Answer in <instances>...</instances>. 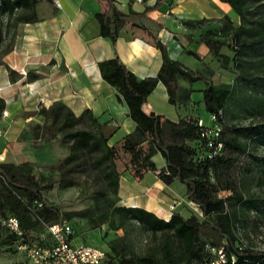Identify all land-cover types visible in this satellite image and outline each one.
I'll return each instance as SVG.
<instances>
[{
	"label": "trees",
	"instance_id": "trees-1",
	"mask_svg": "<svg viewBox=\"0 0 264 264\" xmlns=\"http://www.w3.org/2000/svg\"><path fill=\"white\" fill-rule=\"evenodd\" d=\"M38 1L0 0V11L8 14L7 24L10 25L33 21L38 18ZM226 1L239 14L241 23H236L231 15L226 14L222 24L210 28L201 39L209 45L214 60L236 72L237 82L216 83L206 70L205 73H196L187 68L181 60L169 54L166 44L155 33L148 30L164 52V64L157 76L139 78L119 55L100 62L104 77L127 100L131 116L138 124L122 144L110 143L115 129L109 130L108 122H103L91 108L78 115L66 102L57 100L50 106L42 105L38 110L45 122H50L51 129L62 131L63 140L69 144L71 152L66 161L73 163L70 170H85L89 158H93L95 166L103 168L107 190H102L100 194L105 199V216L111 227L124 228L129 222L138 221L156 238L145 254L134 252L128 255L125 234L119 240L110 242L111 250H108L104 264H205L215 257L211 246L221 245L226 247L228 264H264V250L243 247L244 242L238 233L245 210L258 209L263 199L244 191L241 174L254 169L246 162L247 155L251 157L250 163H258L264 169V155L259 157L253 153L254 148L264 145V123L241 125L225 122V112L239 90L240 80L251 88L248 111L251 114L264 111V0ZM161 2L159 0L158 4ZM97 15L102 23V33L115 41L121 26L130 16L114 0H106V9ZM207 21L210 19L187 20L185 23L196 26ZM2 40L0 28V42ZM11 48L12 44L7 50ZM194 53L200 57L197 52ZM9 72L11 79H15L17 72L10 67ZM38 76L39 73L27 71V79ZM180 78L191 82L206 80L207 86L203 90L206 107L218 114L223 125L219 137L204 135L205 126L200 123L202 117L164 120L163 114L146 110L145 102L161 80L168 85L171 101L177 102ZM5 105V100L0 98V110ZM220 141L224 142L221 149ZM148 142L161 150L173 179L186 184L187 194L200 206L203 218L192 219L181 211H175L170 216V212L155 198L151 200V207L169 218L142 205L119 203L122 173L118 156L123 150L130 155V162L140 168L148 162ZM75 183L71 176L63 177L64 186ZM108 190L113 191L115 197L111 198ZM223 190L230 193L223 195ZM36 200L43 201V205L36 204ZM41 211L53 214L55 221L62 220L59 209L47 203L41 185L32 175H25L15 163L0 162V226L8 231L15 250H18V235L2 224V218L9 214L19 216L25 229L24 239L28 240L39 238L34 231Z\"/></svg>",
	"mask_w": 264,
	"mask_h": 264
},
{
	"label": "crops",
	"instance_id": "crops-1",
	"mask_svg": "<svg viewBox=\"0 0 264 264\" xmlns=\"http://www.w3.org/2000/svg\"><path fill=\"white\" fill-rule=\"evenodd\" d=\"M158 1L114 0L123 12L130 14L116 41L102 33L97 15L106 9V0H61V6L57 0L38 1V18L18 23L16 40L2 57L4 63H0V98L6 102L3 110H8V114L4 115L2 110L0 115V124L6 129L0 138V152H5L6 161L18 162L13 145L20 131L33 119H39L42 105L50 106L57 100L66 102L78 115L91 108L103 122H108L109 130L115 129L110 143L122 144L138 124L131 116L127 100L104 77L100 62L119 55L139 78L157 76L164 64V52L148 30L166 44L173 58L194 72L205 73L207 68L215 67L211 49L201 38L210 28L220 26L226 14L241 23L232 4L226 0H162L160 4ZM204 18L210 21L196 26L185 23ZM9 67L17 72L13 80ZM28 70L39 76L27 79ZM206 86L205 79L191 82L180 78L174 103L168 85L161 80L149 95L145 108L163 114L164 120L180 121L194 116L210 122L211 116L208 120L202 112L207 109L203 91ZM156 164L168 169L161 150L152 144L147 164L136 169L135 175L139 177L138 173L145 172L147 179H155L147 169ZM147 183L150 188V182ZM157 194L153 198L166 209ZM85 239L102 247L105 243L109 245L91 231H86ZM75 240L82 242L77 234Z\"/></svg>",
	"mask_w": 264,
	"mask_h": 264
},
{
	"label": "rangeland",
	"instance_id": "rangeland-1",
	"mask_svg": "<svg viewBox=\"0 0 264 264\" xmlns=\"http://www.w3.org/2000/svg\"><path fill=\"white\" fill-rule=\"evenodd\" d=\"M8 18L7 13L0 11V28L3 33V40L0 42V63L3 61L2 57L10 51L7 47L14 43L18 33L19 24L14 22L11 25L7 24ZM214 66V68H207L206 71L216 83L237 82L235 71L222 67L216 60ZM238 84L239 90L225 112V122L241 125L264 123V111L257 114H251L248 111L251 88L245 86L241 80ZM197 109H200L199 106ZM1 112L2 110H0V115ZM202 112L209 120L212 112L208 109ZM38 117V120L33 119L23 127L16 144L13 145L18 162H5L15 163L25 175L30 174L39 182L47 203L59 209L60 219H67L74 225L80 240L90 241L85 239V233L91 231L95 236L97 234L99 238L102 237L103 243L105 241L109 244L105 243L104 248L111 250L110 242L119 240L126 234L129 245V248H126L127 254L132 255L134 252L145 254L156 241L151 232L147 231L138 221H131L124 228H112L105 216L107 205L100 194L102 190H107L103 168L95 166L93 158H89L85 170H70L73 163L67 162L66 159L71 149L69 144L63 140L62 131L59 128L51 129L50 122H45L42 114L39 113ZM151 145L152 143L148 142L146 146L149 149ZM253 153L259 157L263 156L264 145L254 148ZM250 161L251 157L247 155L246 162L252 164L254 169L249 172L243 171L241 174L242 188L247 194H255L263 199L258 209L245 210L238 233L247 246L264 250V169L260 164L250 163ZM118 163L122 173L120 204L142 205L155 211L150 203L157 192L159 193L157 194L158 201L170 213L181 211L192 219L203 218L200 206L189 198L186 184L173 179L166 167H159L156 164L148 168L147 171L151 170V175L155 177L150 181L144 171V174L138 173L139 177L135 175V170L138 168L130 162V155L123 150L118 156ZM64 176H71L76 183L64 186ZM148 181L150 188H148ZM107 192L111 198L115 197L113 191L108 190ZM221 193L226 195L230 191L223 190ZM174 204L175 208H173ZM157 213L165 218L170 217L160 212ZM53 216L46 211L38 214L39 221L34 233L39 238L50 237L47 225L55 221ZM0 264H32L23 252L11 246L8 231L3 226H0Z\"/></svg>",
	"mask_w": 264,
	"mask_h": 264
},
{
	"label": "built area",
	"instance_id": "built-area-1",
	"mask_svg": "<svg viewBox=\"0 0 264 264\" xmlns=\"http://www.w3.org/2000/svg\"><path fill=\"white\" fill-rule=\"evenodd\" d=\"M57 5H62L61 0H57ZM24 73H26L25 70ZM3 114H8V110H3ZM200 123L205 126L204 135L209 137H219L221 135L223 125L217 113L211 114L210 122H206L204 118H201ZM5 133L6 129L0 124V138ZM223 146L224 142L220 141L219 149ZM5 161L6 154L1 151L0 162ZM36 204L42 206L43 201L36 200ZM175 207L176 205L174 204L173 208ZM172 214L173 211L170 216ZM1 221L9 231L18 235L16 243L18 251L23 252L32 264H104L108 258V250L106 248L88 241H76L75 227L67 219L50 222L47 225L50 237L29 238L28 240L24 239L25 229L19 216L9 214L4 216ZM245 245L243 243V247ZM211 248L215 257L205 264H228L229 256L225 245L219 247L211 246Z\"/></svg>",
	"mask_w": 264,
	"mask_h": 264
}]
</instances>
